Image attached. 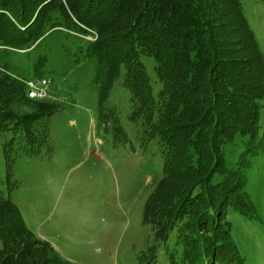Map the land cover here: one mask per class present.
Instances as JSON below:
<instances>
[{"label": "trees", "instance_id": "trees-1", "mask_svg": "<svg viewBox=\"0 0 264 264\" xmlns=\"http://www.w3.org/2000/svg\"><path fill=\"white\" fill-rule=\"evenodd\" d=\"M57 28L93 39L102 114L124 70L131 120L143 121L165 149L164 177L143 208L157 245L151 257L173 235L170 264H243L227 216L257 217L243 168L263 145L264 56L241 0H0V47L25 51ZM142 56L155 60L157 100ZM56 111L29 99L19 79L0 75V132L19 137L28 155L48 146L45 120ZM238 136L248 139L246 150L229 169L224 148ZM15 138L3 146L8 178ZM0 264H69L1 194Z\"/></svg>", "mask_w": 264, "mask_h": 264}, {"label": "rangeland", "instance_id": "rangeland-1", "mask_svg": "<svg viewBox=\"0 0 264 264\" xmlns=\"http://www.w3.org/2000/svg\"><path fill=\"white\" fill-rule=\"evenodd\" d=\"M241 3L264 56V3ZM91 41L57 28L31 49L0 47V75L50 81L46 101L57 106L45 120L49 144L38 156L22 150L19 137L0 132V194L19 208L28 229L69 264H170L174 236L157 247L153 259L154 232L143 223L144 204L164 177L165 149L143 121L131 120L135 108L124 70L102 114L95 84L98 62L88 54ZM141 60L157 100L163 85L155 60ZM261 105L263 145L243 168L257 217L232 210L227 216L243 264H264V100ZM14 138L15 163L8 178L3 146ZM247 142L238 136L224 148L229 169L238 168ZM220 180L217 176L214 182Z\"/></svg>", "mask_w": 264, "mask_h": 264}, {"label": "bare ground", "instance_id": "bare-ground-1", "mask_svg": "<svg viewBox=\"0 0 264 264\" xmlns=\"http://www.w3.org/2000/svg\"><path fill=\"white\" fill-rule=\"evenodd\" d=\"M48 87L47 85H29L26 89L27 97L31 100L46 101L49 96Z\"/></svg>", "mask_w": 264, "mask_h": 264}, {"label": "built area", "instance_id": "built-area-1", "mask_svg": "<svg viewBox=\"0 0 264 264\" xmlns=\"http://www.w3.org/2000/svg\"><path fill=\"white\" fill-rule=\"evenodd\" d=\"M21 82L25 84L26 89L28 88L29 85H50V81L46 79H35V80H22L19 79Z\"/></svg>", "mask_w": 264, "mask_h": 264}]
</instances>
